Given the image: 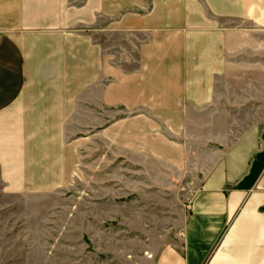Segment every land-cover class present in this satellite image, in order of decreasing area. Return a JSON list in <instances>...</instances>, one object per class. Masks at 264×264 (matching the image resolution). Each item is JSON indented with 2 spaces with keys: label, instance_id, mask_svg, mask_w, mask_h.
Returning a JSON list of instances; mask_svg holds the SVG:
<instances>
[{
  "label": "crops",
  "instance_id": "0c3cea01",
  "mask_svg": "<svg viewBox=\"0 0 264 264\" xmlns=\"http://www.w3.org/2000/svg\"><path fill=\"white\" fill-rule=\"evenodd\" d=\"M85 142L188 202L131 264H264V0H0L6 194L69 184Z\"/></svg>",
  "mask_w": 264,
  "mask_h": 264
},
{
  "label": "rangeland",
  "instance_id": "374dc122",
  "mask_svg": "<svg viewBox=\"0 0 264 264\" xmlns=\"http://www.w3.org/2000/svg\"><path fill=\"white\" fill-rule=\"evenodd\" d=\"M104 155L85 142L69 184L29 186L23 196L6 194L0 175V264H131L171 240L188 203L180 188Z\"/></svg>",
  "mask_w": 264,
  "mask_h": 264
}]
</instances>
